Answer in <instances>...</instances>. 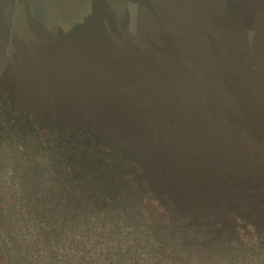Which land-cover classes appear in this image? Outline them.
Instances as JSON below:
<instances>
[{
	"label": "rangeland",
	"instance_id": "obj_1",
	"mask_svg": "<svg viewBox=\"0 0 264 264\" xmlns=\"http://www.w3.org/2000/svg\"><path fill=\"white\" fill-rule=\"evenodd\" d=\"M168 1L174 2H170V10L179 16L180 25L187 26L193 7L200 10L195 14L202 15L207 0L155 2ZM219 1L249 22L260 11L264 19V0ZM0 2L8 16L3 27L15 30L17 40L28 46L27 56H18L21 60L14 63L9 57L11 41L3 34L6 29L0 27V99L9 93V110L32 113L18 118L35 122L39 143L49 145L47 152H39L34 160L18 168L37 167V171L52 177L64 171L73 183L58 185L54 190L63 192L70 186L81 201H90L95 213L106 212L111 200L116 201L117 220L110 222L117 224L119 217H128L130 225L140 224L153 232L149 243H159L157 256L175 257V262L167 257L164 264H201V259L210 261L211 255L228 257L236 248L256 257L261 254L252 239L259 241L258 234L264 235V137H258L264 136V126L261 130L251 129L258 132L251 135L229 121L234 118L232 109L252 106L247 94H236L234 86L216 85L221 98L199 96L197 108L208 106L207 112L192 114L191 109L189 113L179 109V101L164 97L149 116L140 109L142 98L149 94L139 83L135 64L113 59L112 45L101 43L93 35L96 30L90 28L91 0ZM125 13L129 31L135 36L140 26L137 0L129 1L127 10L124 4L119 21ZM36 17L41 26L51 30L88 24L70 36L47 42L46 47L52 48L58 41L65 53L58 72L51 66L60 63H54L48 54V70L45 72V66L41 72L38 69L40 58L44 64L45 57L39 56L40 40L32 31L41 27L35 24ZM21 46L16 43L14 48L19 52ZM121 46L119 43L114 48L120 51ZM10 62L14 63L12 68ZM10 84L22 100L13 98ZM228 90L235 92L226 94ZM45 128L51 131L49 137ZM5 133L0 132V155L7 146L3 142L11 138ZM67 140L72 143L64 151L66 144L60 141ZM75 143L81 147L77 149ZM93 192L99 196L96 202L92 200ZM151 248V244L146 246L148 251ZM188 248L194 257H188Z\"/></svg>",
	"mask_w": 264,
	"mask_h": 264
},
{
	"label": "trees",
	"instance_id": "obj_2",
	"mask_svg": "<svg viewBox=\"0 0 264 264\" xmlns=\"http://www.w3.org/2000/svg\"><path fill=\"white\" fill-rule=\"evenodd\" d=\"M91 1L93 6L90 12V28L96 30L93 35L97 36L96 40L101 43L112 45L111 56L113 59H127L129 63L135 64L139 73V83L146 88L147 95L149 94L140 102V109L144 112L147 111V115L153 116L154 107L164 97L179 101L177 103L179 109H185L189 113H191V109L192 114L207 112L210 110L208 106L203 109L197 108L200 107L199 96L209 99L210 97L221 98L219 96L221 94L214 86L226 85L234 86L236 94H247L252 103L250 107L239 110L232 109L234 118H230L229 121L239 125L242 131H247L251 135L258 134V132H251V129L254 131L262 129L264 126V90H262L264 89V19L260 14L261 11L249 22L245 17L239 14L235 15L236 13L229 10L227 4L219 0H207L205 13L195 14L200 10L193 7L194 14L191 17L186 16L190 20L186 26L180 25L177 19L179 16L176 17L170 10V5H173L171 3L174 2L156 3L155 1L158 2V0H137L140 26L137 30L138 33L134 36L129 31L130 27L126 21L127 13L122 20H118V14L122 13L124 4L127 10L131 0H121L119 3L117 2L119 0ZM4 12L0 2V27H3V23L8 17ZM34 19L35 24L40 27V19L38 17ZM102 19H104L103 22ZM82 24L78 23L77 26L81 28L84 26ZM79 28L63 31L41 26L37 32L32 29L39 38L40 45L45 46L44 50L45 48L47 50L42 56L45 57V65L41 62L43 59L40 58V63H42V65H38L40 72L44 66L46 72L48 70L46 64L51 63V59L47 63V54L54 63H60V65L51 66L56 72L63 66L62 58H66L64 53L60 54L63 49L58 41L53 43L52 48L58 49L55 53L52 48L46 47L47 42L49 40L53 42L54 38H62L65 35L70 36ZM5 29L3 34L7 35L11 45L15 47L16 43L22 45L21 51L18 52L17 49L10 53V58L14 59V63H18L21 60L18 56H27L28 46L23 41L20 43L17 40L19 37L9 26ZM111 34H119L120 37L115 39ZM119 43L122 45L120 51L114 48ZM34 48H37V44ZM14 63L10 62L9 68H12ZM227 92L226 94H233L235 90ZM215 110L217 112L218 108ZM258 137L264 136L260 134ZM90 206H92L91 203ZM103 217L104 213L96 214L90 209V230L95 225L93 222H98ZM125 234L130 235L129 233ZM113 235H109L113 245L106 244L100 250V264H104L106 261L110 264H153L151 258L144 255L145 250L140 254L134 253L132 248L123 250L116 239L111 238ZM151 235H154L153 232ZM258 236L259 241L252 239L261 249V254L258 257L253 256L247 250L239 251L236 248L228 254V257L222 255L223 259H218L220 256L216 255L214 258L211 255L210 261L201 259L200 263L264 264V239L262 240L264 235L258 234ZM135 240L137 241V239ZM157 248H159V243ZM188 249L190 250L188 257H194L195 254L190 248ZM136 251L138 250L136 249ZM147 252L153 254V251L147 250ZM118 255L119 258L116 259ZM250 258L256 261L253 262ZM144 259L148 261L143 262ZM157 261L158 264H164L161 263V256Z\"/></svg>",
	"mask_w": 264,
	"mask_h": 264
},
{
	"label": "flooded vegetation",
	"instance_id": "obj_3",
	"mask_svg": "<svg viewBox=\"0 0 264 264\" xmlns=\"http://www.w3.org/2000/svg\"><path fill=\"white\" fill-rule=\"evenodd\" d=\"M26 31L29 36L32 35V31ZM34 34L36 33L33 32ZM11 49L16 51L13 45ZM43 49V45H39L40 57L47 52L46 48L44 51ZM30 51L37 52L34 49ZM61 53H64L63 50ZM9 86L13 98L22 100L16 95L11 84ZM4 96L0 99V132L5 130V137L11 138L3 142V145L7 146L0 155V264H100V250L106 244L113 245L109 239V235L113 234L111 238H115L123 250L132 248L134 253L140 254L151 244L153 254L147 252L148 249L145 254L147 258H151L153 264H158V242L149 243L152 235L147 229H142L140 224L130 225L128 217L123 216L118 218L117 224L110 222L117 220L114 207L116 201L111 200L112 204L109 203L110 207H107L109 210L102 212L104 217L98 222H93L95 225L90 230V201H81L75 189H69L70 186L63 192L53 188L73 183V179L66 178L64 171L52 177L48 176L50 174L47 172L42 174V171H37V167H17L25 165L26 161L34 160L39 152H47L49 145L39 143L40 137L35 122L28 123L18 118L22 115L31 116L32 113L27 114V110L16 113L13 108L9 110V100L12 98L7 97L11 95L7 93ZM17 103L19 104L18 101ZM33 114L38 115L35 112ZM45 131L49 132V137L51 131L47 128ZM53 135L55 137L56 134ZM60 142L66 144L64 151L68 150L72 143L68 140ZM76 146L77 149L81 147L78 144ZM96 180L102 181L98 178ZM95 198L98 199L99 196L93 192L94 202L97 201ZM92 209L91 212H94ZM167 257L170 256H161V263H166ZM118 258L119 255L116 259ZM170 259L175 262V257ZM104 264L110 262L106 261Z\"/></svg>",
	"mask_w": 264,
	"mask_h": 264
}]
</instances>
